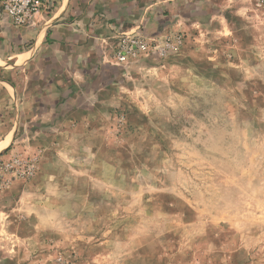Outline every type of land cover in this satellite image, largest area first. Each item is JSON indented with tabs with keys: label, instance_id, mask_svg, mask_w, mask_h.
Segmentation results:
<instances>
[{
	"label": "rangeland",
	"instance_id": "374dc122",
	"mask_svg": "<svg viewBox=\"0 0 264 264\" xmlns=\"http://www.w3.org/2000/svg\"><path fill=\"white\" fill-rule=\"evenodd\" d=\"M194 2L0 155V264H264V0Z\"/></svg>",
	"mask_w": 264,
	"mask_h": 264
},
{
	"label": "crops",
	"instance_id": "0c3cea01",
	"mask_svg": "<svg viewBox=\"0 0 264 264\" xmlns=\"http://www.w3.org/2000/svg\"><path fill=\"white\" fill-rule=\"evenodd\" d=\"M194 4L202 9L203 0ZM185 8V0H58L31 26L1 27L0 155L80 114L84 100L120 70V37L178 29Z\"/></svg>",
	"mask_w": 264,
	"mask_h": 264
},
{
	"label": "built area",
	"instance_id": "2783aa9c",
	"mask_svg": "<svg viewBox=\"0 0 264 264\" xmlns=\"http://www.w3.org/2000/svg\"><path fill=\"white\" fill-rule=\"evenodd\" d=\"M57 4L58 0H0V28L6 24L12 27L31 26L37 15L53 12ZM151 49L152 39L137 30L118 39L114 58L123 64Z\"/></svg>",
	"mask_w": 264,
	"mask_h": 264
},
{
	"label": "bare ground",
	"instance_id": "6f19581e",
	"mask_svg": "<svg viewBox=\"0 0 264 264\" xmlns=\"http://www.w3.org/2000/svg\"><path fill=\"white\" fill-rule=\"evenodd\" d=\"M3 147H4V145H3Z\"/></svg>",
	"mask_w": 264,
	"mask_h": 264
}]
</instances>
